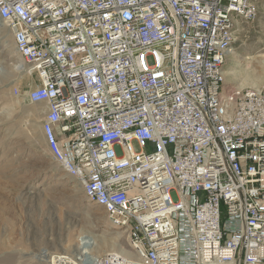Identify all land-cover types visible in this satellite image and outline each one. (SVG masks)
I'll use <instances>...</instances> for the list:
<instances>
[{"label": "built area", "instance_id": "1", "mask_svg": "<svg viewBox=\"0 0 264 264\" xmlns=\"http://www.w3.org/2000/svg\"><path fill=\"white\" fill-rule=\"evenodd\" d=\"M258 12L256 0H0L30 79L13 95L47 104L49 154L132 248L95 256L84 241L42 261L264 264V84L224 92L236 26Z\"/></svg>", "mask_w": 264, "mask_h": 264}, {"label": "rangeland", "instance_id": "2", "mask_svg": "<svg viewBox=\"0 0 264 264\" xmlns=\"http://www.w3.org/2000/svg\"><path fill=\"white\" fill-rule=\"evenodd\" d=\"M256 4L257 19L236 26L225 93L253 87L244 84L249 72L256 86L264 84V0ZM26 68L10 30L0 24V264H46L36 256L41 250L74 253L81 240L96 236L111 238L114 245H93L90 254H132L129 234L114 227L102 207L90 204L80 184L49 154L36 118L39 107L13 95L19 84L27 89ZM33 135L39 139L33 141ZM225 218L222 210V223Z\"/></svg>", "mask_w": 264, "mask_h": 264}, {"label": "bare ground", "instance_id": "3", "mask_svg": "<svg viewBox=\"0 0 264 264\" xmlns=\"http://www.w3.org/2000/svg\"><path fill=\"white\" fill-rule=\"evenodd\" d=\"M27 70H28V68H26L25 69V72H27ZM225 73H227V71L225 72ZM253 74V73H252ZM254 77V76H253ZM254 82H255V79L253 80L252 79V76H251V72H249L248 74H247V76L245 77V79H244V84H248V85H252V86H256V84H254ZM243 86V85H242ZM245 86V85H244ZM241 88V87H240ZM244 88V87H243ZM39 139V137L38 136H35V135H33L32 136V140L33 141H37ZM92 236V235H91ZM111 239V238H110ZM110 239H108V238H104V237H93V238H89L88 239V242L90 243V245H89V247H91V246H93L94 245V247L96 248H108V247H111L112 245L111 244H113L112 243V241L110 240ZM84 240H81V242L79 243V245H78V247L77 248H75L74 249V254H80V253H82V251H83V248H84ZM117 244V243H116ZM111 245V246H110ZM114 245V244H113ZM92 248V247H91ZM90 248V249H91ZM96 250V249H95ZM46 252H49V251H47V250H45ZM94 253V252H93ZM122 254H123V256L124 255H132V254H128V252H125V251H122L121 252ZM37 256V258L39 259V255H36ZM35 256V257H36ZM41 256V255H40ZM43 259H46L45 257H43Z\"/></svg>", "mask_w": 264, "mask_h": 264}, {"label": "crops", "instance_id": "4", "mask_svg": "<svg viewBox=\"0 0 264 264\" xmlns=\"http://www.w3.org/2000/svg\"><path fill=\"white\" fill-rule=\"evenodd\" d=\"M29 105H37L39 107V113H38L39 116H37L36 118L38 119V121L40 123V132H41V135H43V133H42V122H43V120L45 118V114L48 111L47 104L44 103V102H42V103H38V104H29Z\"/></svg>", "mask_w": 264, "mask_h": 264}, {"label": "water", "instance_id": "5", "mask_svg": "<svg viewBox=\"0 0 264 264\" xmlns=\"http://www.w3.org/2000/svg\"><path fill=\"white\" fill-rule=\"evenodd\" d=\"M0 24H2V22L0 21Z\"/></svg>", "mask_w": 264, "mask_h": 264}]
</instances>
